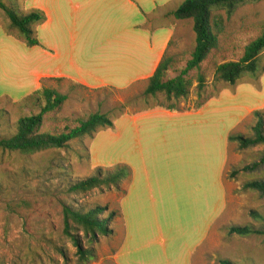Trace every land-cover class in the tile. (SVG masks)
I'll return each instance as SVG.
<instances>
[{
    "label": "rangeland",
    "instance_id": "1",
    "mask_svg": "<svg viewBox=\"0 0 264 264\" xmlns=\"http://www.w3.org/2000/svg\"><path fill=\"white\" fill-rule=\"evenodd\" d=\"M27 1L17 0L18 5L26 13ZM263 21L264 0L237 10L227 23V37L222 43L228 48L224 54L225 60L238 61L241 58L244 47L257 34L252 32V28ZM172 42L169 54L184 55L180 64L170 73L171 78L184 68L193 50L194 34L191 21L177 23L176 35ZM30 52L32 49L27 48L18 38L10 28L6 16L0 11V111L5 112L4 122H9L8 124H14L22 116L39 112V109L18 105V101L26 97L30 91L28 84L30 76L27 69V55ZM216 59L219 60L220 56ZM213 61L214 58L204 63V67L208 69L207 89L201 99L214 95L216 90L225 86L213 81ZM261 66L262 72L256 83L260 87H257L252 79L248 81V78L244 77L239 81L238 86L241 88L239 93L236 92L238 86L235 88L228 86V90L223 91L236 95L225 97L219 103L214 102L210 105L211 109H219L218 113L211 116L212 148L208 143L206 150V158L212 162L214 183L211 203L214 214L222 200L220 187L216 183V173L222 162V155L228 151L223 178L226 199L220 216L218 219L214 218V226L207 242L195 254L193 264H219V260L225 259L235 264H264V234L249 238L227 234V228L230 226L251 225L256 230H264V224L253 221L249 216L252 210L264 216V196L242 190L245 182L264 180V164L260 163L264 146L239 150L235 141H229V145L226 143L227 135L245 137L252 135L254 111L248 113V109L264 100V55L261 58ZM48 85L60 94L68 96L61 111L55 115V120L85 118L97 111L111 112V117H115L121 112L117 110L119 105L117 101L119 98L123 99L124 94L110 90L86 91L75 88L68 82L60 84L50 82ZM248 88L249 90H246ZM219 98L217 96L214 99ZM196 100V83L193 82L187 97L179 102H184L185 107H194ZM155 102L165 106L174 104L165 100L163 95H159L155 100L137 101L130 107L142 108ZM257 110L264 114V106L255 111ZM244 116H246L244 120L236 126L237 121ZM50 122L51 119H48L45 127L48 128ZM5 124L3 123L4 127ZM196 135L195 130L189 136L192 151L199 149ZM95 138L96 136L73 142L65 150L46 151L31 156L0 151V264H114L113 257L122 240L120 219L115 220L114 233L91 241L84 236L79 226L71 220L66 221L63 212L64 207L76 208L97 204L108 208V212L119 210L121 218L123 217L119 201L124 196V185L119 189L102 185L78 195H69L66 192L67 184L73 183L74 178L83 180L85 177L95 175L97 168L102 170L115 168L93 167L91 162L85 159L83 147L89 149ZM180 150L177 142H174L172 148L162 149L159 158L175 159ZM117 152V155L109 152L107 156L101 152L95 159L102 158V162H106L107 159H118L122 151ZM255 163L258 164L255 169L242 171L245 166ZM232 170H239L234 179L229 177ZM67 173H71V179L67 177ZM184 199L186 198L163 196L157 199L155 208V216L161 229L169 228L175 235L176 244L180 243L177 233L184 212V202L180 200ZM186 208L185 216L189 221L196 209L191 203L187 204ZM199 209L198 207V212ZM74 239L79 244L81 252L90 251L88 259L79 258Z\"/></svg>",
    "mask_w": 264,
    "mask_h": 264
},
{
    "label": "crops",
    "instance_id": "2",
    "mask_svg": "<svg viewBox=\"0 0 264 264\" xmlns=\"http://www.w3.org/2000/svg\"><path fill=\"white\" fill-rule=\"evenodd\" d=\"M183 1L28 0V10L41 11L44 22L36 26L40 47L31 48L27 55V95L37 90L42 80L58 79L89 90L106 88L124 94L117 103L142 93L176 35L177 23L182 22L167 14ZM240 89L238 86L236 92ZM235 95L222 91L218 100L209 99L197 109L185 107L184 102H180L179 111L154 104L127 107L124 115L113 119V129L96 135L89 147L92 166L124 164L131 170V176L120 184L125 191L119 201L122 240L114 264H193L226 199L223 178L228 151L216 173L222 200L214 214L213 170L206 150L208 143L212 148L211 116L219 109L210 105ZM263 106L264 100L248 113ZM195 130L199 149L192 151L189 136ZM226 138L229 145V135ZM174 142L181 148L178 156L161 160L162 149L172 148ZM117 151H122L118 159H95L101 152L107 156L109 152L117 155ZM163 196L186 198L180 200L184 212L177 233L179 244L169 228L161 229L155 216L157 199ZM189 203L196 210L188 221Z\"/></svg>",
    "mask_w": 264,
    "mask_h": 264
},
{
    "label": "trees",
    "instance_id": "3",
    "mask_svg": "<svg viewBox=\"0 0 264 264\" xmlns=\"http://www.w3.org/2000/svg\"><path fill=\"white\" fill-rule=\"evenodd\" d=\"M262 0H184L177 8L167 14L176 21H191L194 34V47L190 57L186 60L185 66L178 74L171 78L170 73L176 69L183 58L181 54H169L173 42L168 44L167 51L159 63L152 77L149 78L146 88L138 95L126 98L123 103H118L117 110L121 111L117 116L111 117V112L97 111L87 117H78L73 120H55L63 104L68 100L67 95L60 94L48 83H62L63 80H42L40 87L34 92L18 101L21 107L39 109L37 114L22 116L14 124L4 122L5 112L0 111V151L19 155L31 156L46 151L65 150L73 142H80L85 138L92 139L99 132L113 129V119L124 115L127 107L137 101L147 102L150 99H157L163 95L165 100L174 104L161 105L154 103L156 107H162L169 111H179V101L185 99L189 94L193 82L196 83L197 100L194 108L203 106L209 99L217 97L223 90L229 87H237L239 81L246 77L256 83L262 72L261 58L264 55V21L252 32L257 33L243 49V54L238 61H227L225 55L228 51L226 45H222L227 37V23L238 9L246 5L257 4ZM0 11L9 21L10 28L27 48L40 47L36 35V26L44 22V15L41 11L32 9L26 13L18 5L17 0H0ZM220 56L217 60L216 57ZM213 67V81L220 83V90L214 95L201 99L206 92V77L208 69L204 67L210 59ZM73 87L86 91L110 90L95 89L89 90L77 84ZM231 89L232 91L234 89ZM230 90V91H231ZM124 112V113H123ZM255 123L251 126L252 135H229L228 140L236 142L239 150H245L255 146H264V114L261 111L252 112ZM49 117V118H47ZM51 119L50 126L45 127L47 120ZM61 122V123H60ZM5 124V127L3 125ZM84 157L90 161L89 149L83 147ZM260 163L264 164V152ZM258 167V164L245 166L242 171H249ZM239 170H232L229 177L234 179ZM95 175L83 178H74L73 183L67 184L66 192L69 195L86 193L93 188L100 186L120 188V184L131 176V170L127 165L119 164L114 169L102 170L97 168ZM71 179V173H67ZM243 191H253L264 196V180L245 182L242 185ZM125 191H123V194ZM63 212L66 221L71 220L79 226L85 237L95 241L98 237H108L114 233L116 219L121 218L120 211L108 212V208L100 205L78 206L76 208L64 207ZM250 218L264 224V216L257 211H250ZM228 235H235L241 238H249L254 235L264 234V230H256L251 225L230 226L227 228ZM74 245L78 247L79 258L88 259L89 252L82 251L74 239ZM90 255V254H89ZM219 264H235L230 260H219Z\"/></svg>",
    "mask_w": 264,
    "mask_h": 264
}]
</instances>
